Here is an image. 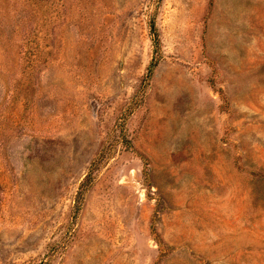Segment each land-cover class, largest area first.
<instances>
[{"label":"rangeland","instance_id":"1","mask_svg":"<svg viewBox=\"0 0 264 264\" xmlns=\"http://www.w3.org/2000/svg\"><path fill=\"white\" fill-rule=\"evenodd\" d=\"M0 264H264V0H0Z\"/></svg>","mask_w":264,"mask_h":264},{"label":"trees","instance_id":"2","mask_svg":"<svg viewBox=\"0 0 264 264\" xmlns=\"http://www.w3.org/2000/svg\"><path fill=\"white\" fill-rule=\"evenodd\" d=\"M153 34L155 35L154 39H156L157 38L156 33H153ZM153 66H154V64H153ZM153 66L151 67V69L153 68ZM141 157L144 160L145 164H147L146 163L147 160H146L145 156H141ZM89 178H90V175L87 176L86 180L83 182V185H85L88 182Z\"/></svg>","mask_w":264,"mask_h":264}]
</instances>
